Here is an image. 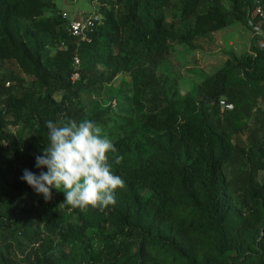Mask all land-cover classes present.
<instances>
[{
	"label": "trees",
	"instance_id": "16d2710c",
	"mask_svg": "<svg viewBox=\"0 0 264 264\" xmlns=\"http://www.w3.org/2000/svg\"><path fill=\"white\" fill-rule=\"evenodd\" d=\"M228 1L226 9L221 0H100L102 20L90 31L91 41L77 45L63 29L64 19L43 16L52 0H0V70L1 61L13 56L34 78L24 87L5 85L0 75V264H264L263 243L253 250L242 246L244 232L255 225L248 216L264 193L258 178L264 141L247 149L232 144L228 129L241 114L225 115L220 104L224 100L249 114L248 98L261 93L264 81L259 43L202 79L199 97L187 93L179 104L137 113L112 140L124 157L112 170L125 187L115 191L116 203L104 211L72 206L51 211L62 188H53L52 199L45 201L20 179L24 169L37 175L47 171L35 167V156L48 143L46 121L100 122L103 111L83 112L82 87L132 67L144 75L162 61L174 39L166 21L174 5L179 20L203 8L207 32L230 19L247 22L249 11L264 7V0ZM18 19L28 22V38L16 32ZM254 20L264 30V18ZM53 39L67 47L44 56ZM75 53L82 66L72 79ZM8 117L21 129L9 133ZM231 163H244V173L228 178L224 168ZM143 187L152 193L144 195ZM234 216L243 221L231 225ZM107 225L113 230L107 232Z\"/></svg>",
	"mask_w": 264,
	"mask_h": 264
},
{
	"label": "rangeland",
	"instance_id": "374dc122",
	"mask_svg": "<svg viewBox=\"0 0 264 264\" xmlns=\"http://www.w3.org/2000/svg\"><path fill=\"white\" fill-rule=\"evenodd\" d=\"M100 2V0H98ZM93 4L91 0H52L46 4L43 12L44 17L60 16L65 22L62 23L64 31L69 34V21L75 17H81L99 9V3ZM224 8H229L228 0H221ZM63 12L68 17L63 16ZM175 13V17L173 14ZM203 8L199 15L190 17L186 20H179L180 9L174 5L167 11L166 21L173 25L174 39L172 40L169 52L162 58V61L152 69L143 70L145 73L138 74L135 67L129 70L119 71L111 80L101 79L93 85L82 87L80 90V105L83 112L89 114L95 110L103 111L99 125L103 133H106L110 140L120 137L125 130L133 124L137 113L140 114L149 108L167 102L180 103L187 93H192L199 97L200 81L216 70L222 68L227 59L232 55L248 53L252 49L253 43H260L256 36L264 39V30L256 32L248 21L229 20L218 30L207 32L203 28L201 19ZM14 28L19 35H25L28 22L24 19L14 21ZM70 36V35H69ZM29 39L33 40L32 36ZM62 39L50 40L46 46V52L53 54L57 48L65 49L61 46ZM71 41H75L73 38ZM80 58V57H79ZM0 70L1 77L5 80V85H18L31 87L33 76L21 65L13 56L4 58ZM82 66V61H80ZM80 69V68H79ZM261 93L248 98L249 114L244 112L241 106L234 108H221L225 115L230 113L241 114L240 121H234L235 127L230 130L231 143L248 148L257 146L260 141H264V81L260 83ZM55 97L59 98L60 93ZM5 129L9 133H15L21 129V124L16 123L11 117L7 118ZM239 122V123H238ZM239 124L238 126H236ZM261 159L264 161V145L260 149ZM246 169L244 163H231L225 165L224 171L228 178L242 175ZM259 181L264 182V168L259 171ZM142 193L151 194L152 190L143 187ZM51 211L59 208H68L65 201V193L59 197ZM248 217L254 219L255 225L246 230L243 234L242 246L256 249V243L264 244V193L262 201L253 213ZM241 217L234 216L230 221L231 225L241 223ZM42 229V225L37 226ZM113 227L107 225V232L112 231ZM232 233V232H231ZM254 233L260 234L255 240ZM217 264V263H216ZM225 264V263H218Z\"/></svg>",
	"mask_w": 264,
	"mask_h": 264
},
{
	"label": "clouds",
	"instance_id": "9594fccd",
	"mask_svg": "<svg viewBox=\"0 0 264 264\" xmlns=\"http://www.w3.org/2000/svg\"><path fill=\"white\" fill-rule=\"evenodd\" d=\"M48 143L35 156V167L46 168L39 175L24 169L20 179L45 201L52 199V189H63L65 201L73 208L91 207L104 211L116 203L115 191L125 181L114 174L113 164L124 157L102 128L92 120H67L64 124L45 122Z\"/></svg>",
	"mask_w": 264,
	"mask_h": 264
},
{
	"label": "built area",
	"instance_id": "2783aa9c",
	"mask_svg": "<svg viewBox=\"0 0 264 264\" xmlns=\"http://www.w3.org/2000/svg\"><path fill=\"white\" fill-rule=\"evenodd\" d=\"M93 4L98 2V0H91ZM99 3V2H98ZM63 16L65 18L68 17V14L66 12H63ZM256 16H259L261 18H264V7L259 5L253 8L251 11L248 12V23L255 28V31L258 33L260 32L259 27L257 26L254 18ZM102 20L101 14L98 12L97 9H94L91 13L84 15V16H79L75 17L74 19H71L69 21V35L71 38H73L78 45L80 42H90L91 41V36H90V31L93 30L95 23H98ZM61 46H65V42L61 41L60 42ZM260 47H264V41H260L259 43ZM80 58L79 56L75 53L73 55V74H72V79H76L79 74V68H80ZM221 107L222 108H232V104L228 103L224 100L220 101Z\"/></svg>",
	"mask_w": 264,
	"mask_h": 264
}]
</instances>
